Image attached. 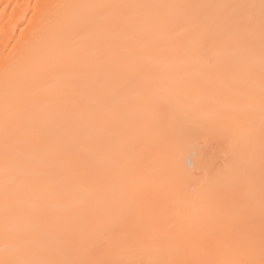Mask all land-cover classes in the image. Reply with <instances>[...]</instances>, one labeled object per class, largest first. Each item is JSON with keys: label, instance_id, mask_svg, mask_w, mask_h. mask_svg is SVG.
<instances>
[{"label": "bare ground", "instance_id": "1", "mask_svg": "<svg viewBox=\"0 0 264 264\" xmlns=\"http://www.w3.org/2000/svg\"><path fill=\"white\" fill-rule=\"evenodd\" d=\"M66 4L112 7L98 10L97 30L70 38L60 19L94 10L49 7ZM241 4L251 7H235ZM243 15L257 20L251 49L221 23ZM260 15V0H0V258L22 250L73 258L63 233L71 227L80 235L77 213L135 208L134 195L161 211L153 219L136 214L133 234L118 237L128 247H114L111 259L139 246L149 258L156 247L174 245L169 224L179 230L201 223L212 209L201 193L172 191L147 102L162 97L225 129L223 137L193 141L198 173L242 156L246 129L254 122L258 130L260 122ZM6 82L19 85L7 111ZM246 90L255 95L254 109ZM63 145L85 163L70 164ZM254 166L258 217V136Z\"/></svg>", "mask_w": 264, "mask_h": 264}, {"label": "snow or ice", "instance_id": "2", "mask_svg": "<svg viewBox=\"0 0 264 264\" xmlns=\"http://www.w3.org/2000/svg\"><path fill=\"white\" fill-rule=\"evenodd\" d=\"M49 7L94 10L88 14L70 11L60 19L63 31L70 38H75L97 30L100 26L98 10L112 6L66 4ZM235 7L244 9L251 6L241 4ZM260 8V122L258 130L254 122L246 129L245 135L249 142L242 156L233 159L214 173H198L194 163L197 151L192 146L193 141L202 134L206 137H223L225 129L219 125L202 124L204 116L195 110L173 106L162 97H153L147 102L152 115L151 125L155 128L159 143L164 149L162 159L172 191L184 194L201 193L208 208L212 209L201 223L190 224L187 228L179 230L176 224H169V238L175 241L174 245L156 247V254L149 258H144L143 246H139L133 249V254L128 258L111 259L109 256L114 247H128L126 241L118 237L120 233L133 234L136 214L153 219L161 211V206L144 204L139 195H134L135 208L132 205L119 208H84L77 213L80 235L77 236L71 227L63 233V243L76 249L73 258L58 259L51 251L41 254L22 250L16 256L6 254L0 258V264H264V0H260ZM47 20L48 14L41 16L34 30L36 34H39L41 25ZM221 23L226 29L241 34L242 47H255L252 34L257 27V20L254 16L225 17ZM28 47H31V42ZM254 73V68L250 67L249 74ZM16 87L19 85L6 82V111L9 107L10 91ZM244 95L249 99L250 107L254 109L256 99L253 91L246 90ZM232 119L235 124L239 123L238 117ZM257 136L260 173L258 217L254 206ZM99 139L102 141L103 137ZM62 147L70 164L85 163L82 157L71 151L70 145ZM112 215L118 218L107 219Z\"/></svg>", "mask_w": 264, "mask_h": 264}]
</instances>
